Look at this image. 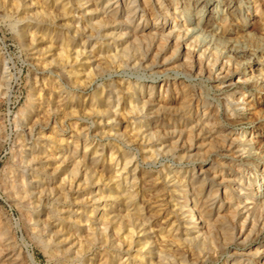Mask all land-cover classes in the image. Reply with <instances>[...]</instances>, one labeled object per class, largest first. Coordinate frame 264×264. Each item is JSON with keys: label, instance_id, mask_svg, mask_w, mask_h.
<instances>
[{"label": "bare ground", "instance_id": "6f19581e", "mask_svg": "<svg viewBox=\"0 0 264 264\" xmlns=\"http://www.w3.org/2000/svg\"><path fill=\"white\" fill-rule=\"evenodd\" d=\"M74 1L0 0L89 33L60 61L30 38L47 77L10 142L39 242L66 264H264V0ZM26 255L0 240V264Z\"/></svg>", "mask_w": 264, "mask_h": 264}, {"label": "rangeland", "instance_id": "374dc122", "mask_svg": "<svg viewBox=\"0 0 264 264\" xmlns=\"http://www.w3.org/2000/svg\"><path fill=\"white\" fill-rule=\"evenodd\" d=\"M71 1L72 3L75 2L74 0ZM19 4L20 2H18V6H16V4L14 6L13 4L12 5L10 4L11 9H9V11L6 10V12L4 9H2L1 7L2 5L0 4V8H1L0 9V73L3 71L2 58H1L2 56L5 58V61L7 62L6 67L8 68L10 75L9 101L0 102V240L4 244H8L10 242L14 243L15 241V243H17L21 247L23 254H27L26 255L27 258L31 255L30 256L32 259L31 264H63L64 261H65L64 264H66L67 259L66 257H64L65 255L54 252L52 249L44 247L43 244L39 242L40 238L37 236L39 235V233L41 234L42 226L37 225L36 223L32 222V220L31 222L29 221V219L31 218L30 215L32 216L33 211L38 209V207L37 208L32 207L30 205L25 204L24 202L17 203V201L13 199V194L15 195V191H16L14 186H17L18 184V176L21 175V173L23 172L24 165H22L19 160V153L21 149L18 145H16L18 147H13V142L12 141L10 142V136H11V132L15 129L13 125L15 126L16 123L21 122L28 115L27 112L28 109L30 108L29 104L33 103L34 105H37L36 103L39 101L38 100L39 84L43 79L42 77L44 78L47 77L48 70H46L45 73L41 74L40 73L41 69L36 64L37 62L35 61L36 59L34 57L35 56L37 57V55H35L37 54V50L42 49V53H43L44 51H46L45 48H47L48 45L46 43H40L35 48L34 46L35 44L33 42L36 40L39 41L43 38L47 40L49 38L53 39L54 40L53 47L55 46L56 47L55 49L57 50L53 51L51 55L56 56L59 60L57 53H59L58 48L60 47V44L63 42L61 40L63 37L69 38L70 42L72 43V44L70 43L71 46L69 48H73L74 51L76 50L75 45L80 41V39H83L89 33H86L83 36L82 35L83 33L81 31L74 29L68 31L66 28H64L65 33L62 32L59 35L58 30L55 29L52 26V24L53 23L54 25L56 23L62 24L65 23V21L61 20L57 13H55L57 14L56 16L54 13L46 14V15H41V14L33 15L32 11H30L27 14H25L23 17L22 14L17 13ZM15 11L16 13H14ZM257 13L259 12L257 11ZM14 14L17 15L15 16ZM58 22H62V23H58ZM35 27H42L39 29L42 30L36 33L38 39L33 41L30 38H32L31 34H34L33 31ZM41 34H43L42 38L40 37ZM39 37L41 39H39ZM84 40H86V37L84 38ZM60 41L61 43L59 44ZM90 41H92V44L96 42H97L96 44L101 43V41H99V37L96 31L90 37ZM54 53H56V55ZM46 55H49V53L44 54L43 56ZM54 56H50L49 61H51L54 65L56 62V64L58 65V62L60 60L59 61L56 60L57 58ZM3 90H4V85L0 74V91L2 92ZM72 121L69 122L72 123ZM52 122L50 121L49 125L52 126L53 125ZM128 128H126V130ZM250 129L251 128H249V130ZM68 130L69 128L66 131ZM49 132L50 130L45 129V133L49 134ZM13 138L14 136L12 137V140ZM25 138H26L25 142H30V139H28L27 136H25ZM106 140L107 139H103L102 141L104 143L109 142V140L107 141ZM123 143L124 142L121 141V145ZM134 144L135 143H128V144L126 143V147L133 150L137 147V144H135V146ZM169 157L171 158V156ZM155 166L157 165H152L151 167H149V169L152 168L151 170L155 172L158 170V167ZM145 167H147V164H145ZM258 172L260 173L261 171L259 170ZM160 177L161 179H163L162 175H160ZM71 195L72 194L70 193L69 195L70 197H68L66 202L61 201V204L58 203L59 204L58 207H62V208L67 206L70 207L72 206L73 208L81 207V205H77L75 204V202L71 201L73 200V196ZM47 199L49 200V197H47ZM50 200L51 201L47 202L45 200L43 202L44 206L42 205V207L44 210L45 209L48 210L51 208V202L53 201L51 197Z\"/></svg>", "mask_w": 264, "mask_h": 264}]
</instances>
